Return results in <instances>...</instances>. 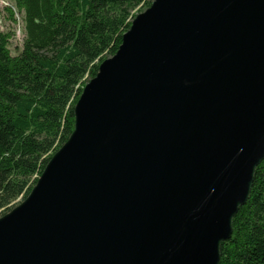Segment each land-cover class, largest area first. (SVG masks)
I'll return each instance as SVG.
<instances>
[{
    "label": "water",
    "instance_id": "95a60500",
    "mask_svg": "<svg viewBox=\"0 0 264 264\" xmlns=\"http://www.w3.org/2000/svg\"><path fill=\"white\" fill-rule=\"evenodd\" d=\"M74 116L0 264H219L264 161V0H153Z\"/></svg>",
    "mask_w": 264,
    "mask_h": 264
},
{
    "label": "trees",
    "instance_id": "16d2710c",
    "mask_svg": "<svg viewBox=\"0 0 264 264\" xmlns=\"http://www.w3.org/2000/svg\"><path fill=\"white\" fill-rule=\"evenodd\" d=\"M23 16L18 55L0 31V217L36 185L71 136L74 108L101 62L116 54L134 11L153 0H0ZM0 7V10L2 9ZM14 9V10H13ZM2 22V20H0ZM219 264H264V161L233 220Z\"/></svg>",
    "mask_w": 264,
    "mask_h": 264
},
{
    "label": "rangeland",
    "instance_id": "374dc122",
    "mask_svg": "<svg viewBox=\"0 0 264 264\" xmlns=\"http://www.w3.org/2000/svg\"><path fill=\"white\" fill-rule=\"evenodd\" d=\"M4 8L5 7H2V9L0 10V20H2V24H0V29H2L4 32H13L14 37L11 39L9 48L11 50L12 55H18L22 48L24 40L23 16L16 10L14 12L15 21L11 20L10 13ZM146 9L147 7L145 5H141L134 11L133 15L136 16L144 12ZM84 82L88 83L89 78H85ZM21 201L22 199L20 198L15 202V204L17 205Z\"/></svg>",
    "mask_w": 264,
    "mask_h": 264
},
{
    "label": "built area",
    "instance_id": "2783aa9c",
    "mask_svg": "<svg viewBox=\"0 0 264 264\" xmlns=\"http://www.w3.org/2000/svg\"><path fill=\"white\" fill-rule=\"evenodd\" d=\"M6 4L4 2H0V7L5 6ZM0 24H2V22L0 21ZM0 31H3L2 29H0Z\"/></svg>",
    "mask_w": 264,
    "mask_h": 264
}]
</instances>
